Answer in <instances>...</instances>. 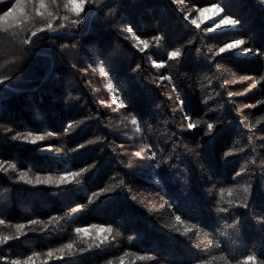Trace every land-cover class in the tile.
I'll use <instances>...</instances> for the list:
<instances>
[{
  "label": "trees",
  "instance_id": "16d2710c",
  "mask_svg": "<svg viewBox=\"0 0 264 264\" xmlns=\"http://www.w3.org/2000/svg\"><path fill=\"white\" fill-rule=\"evenodd\" d=\"M8 1L0 3V10L10 6ZM212 3H221L240 23L208 33L210 23L197 30L183 19L194 6ZM32 23L40 26L38 20ZM129 25L142 38L161 35L165 39L140 53L126 38L124 29ZM28 35L19 29L0 31V77H11L0 85V160L17 164L16 172H0V219L11 225L70 215L55 228L44 231L42 225H32L25 229L26 235L0 245V264L25 259L33 252L41 254L36 260L41 264L45 252L77 240L74 229L90 224H110L114 235H119L103 249L63 260L53 258L49 264H106L109 259L118 264L125 251L155 258L135 264H194L197 249L193 244L206 236L237 252L264 249V223L258 222L264 218V122L250 127L264 117V105H260L264 81L243 95H227L228 91L244 92L264 76V58L255 53H229L214 59L210 55L232 39H245V46L264 51V0H104L90 12L86 9L81 24L70 33H38L31 45H23L21 40ZM64 44L77 47L62 49ZM173 47L182 48V58L169 62L167 68H154L152 60H165ZM99 60L114 69L112 82L121 89L127 108L114 111L115 105L109 108L99 103L111 98L108 78L98 72ZM137 64L141 68L133 72ZM161 74L173 75L177 92L167 81L158 80ZM244 76L252 79L240 82ZM224 81H228L226 89H221ZM177 95L184 101L183 113L177 109ZM184 113L222 123L211 137H204L203 126L186 128ZM133 117L142 132L131 124ZM69 123L73 128L65 133ZM27 131H51L53 136L37 145L11 139ZM98 136L100 140L88 144ZM145 142L158 150L156 161L147 152L144 159L133 155ZM79 144L86 147L69 151ZM49 145L51 152L40 150ZM228 151L234 155L224 158ZM82 168L89 172L80 185L58 188L17 180L19 171L33 177L58 176ZM238 172L241 176L237 177ZM249 174L251 210H233L241 218L236 236L225 228L228 217L215 213V201L219 187L243 182ZM121 180L124 187L96 198L87 210L71 214V208L86 203L92 192ZM174 215L191 217L189 222L197 223L198 231L186 238L165 228L173 224ZM10 230L0 226V231ZM221 232L230 235L221 236ZM126 259L131 262L134 257Z\"/></svg>",
  "mask_w": 264,
  "mask_h": 264
},
{
  "label": "snow or ice",
  "instance_id": "6c2138e0",
  "mask_svg": "<svg viewBox=\"0 0 264 264\" xmlns=\"http://www.w3.org/2000/svg\"><path fill=\"white\" fill-rule=\"evenodd\" d=\"M6 0H0V3H4ZM104 3V0H14L10 3V6L6 10H0V31L9 32L13 29H19L20 31L30 32L26 38L21 40L23 45H31L33 37H36L38 33H60L67 30L69 33L72 29L78 28L84 17L86 9L90 12L92 6H99ZM180 11H184L183 8ZM195 12L194 17L191 16L192 12ZM63 12V15H61ZM191 17V18H190ZM218 18V19H217ZM184 20L189 21L195 29H201V25L205 24L207 21L211 23L207 26L206 31L208 33H215L222 29H231L238 25L240 21L235 19L231 14H227L225 9L221 7V3H212L205 7H193L188 13H185ZM39 21L40 26L36 27L34 21ZM58 22V23H57ZM31 25V27L29 26ZM35 30H32V28ZM124 31L128 34L133 41H135L133 47L136 48L140 53H145L146 50L150 48L152 44H158L165 38L161 35H153L150 39L142 38L141 35L137 34L133 30L131 25L127 26ZM247 41L245 39H232L231 42H225L222 46L218 47L214 52H212L211 58L220 57L224 54H233L235 56H240L241 53L244 55L255 53V55L264 58V51L260 49H254L253 47L245 46ZM71 47L75 49L76 44L71 46L64 44L61 45L62 49H67ZM199 51V49H198ZM183 56V50L181 47H173L171 50L166 52V59L160 62L152 60V66L154 68H167L169 62H178ZM106 60H99L97 64L98 72L101 77L108 78L107 89L111 92L110 102L105 100H100L99 103L106 107L111 108L113 105L116 106L115 110L120 108H127L128 103L125 98L121 95V89L112 82L115 72L114 69L106 67ZM73 68L76 67L75 64L72 65ZM91 68V65L85 69L87 72ZM141 65L137 64L133 72L140 70ZM96 69H93L95 71ZM11 77L3 76L0 77V85H4L7 80ZM219 79V77H216ZM251 77L244 76L240 78V82L251 80ZM159 81H167L168 84L172 85V91L177 92L174 77L171 74H161L158 77ZM264 81V76L256 79L254 83L250 85L248 89L244 92L233 93L231 91L227 92L229 97L235 95H243L257 85H260ZM157 83V81H153ZM235 82V81H234ZM228 81L221 82L219 87L221 89H226ZM171 99V97H168ZM178 104L177 109L184 112V101L177 95L176 97ZM260 105H264V100L260 101ZM258 105H245V107H257ZM237 113L240 109L236 110ZM207 115V113H205ZM92 117H89L91 119ZM184 119L188 121L186 128L189 130L197 129L198 127H204L203 136L211 137L214 131L218 128L219 122H209L203 118L193 119V117L188 116L184 113ZM264 122V117H260L255 123L250 125L251 128H256L258 124ZM83 123V121H81ZM243 123V121H241ZM131 124L136 126V132H142L143 129L138 124L135 117L131 119ZM73 125L69 123L64 129L67 133ZM53 133L47 131L44 134H37L33 131H27L24 134L17 133L13 135L11 139L13 141H22L27 144L37 145L40 142L51 138ZM101 138L98 136L96 140H89L88 144L96 143V141ZM51 145L41 146V151H52ZM85 144H79L76 148H71L70 152H77L79 149H84ZM116 151V149H113ZM243 151V149H240ZM144 152L150 154L149 158L153 161L158 159V150L154 148V145L148 142L143 143L142 149L137 150L133 153L136 158L144 159ZM234 155L233 151H228L224 153V158L231 157ZM255 165V161H252ZM128 165H125L127 167ZM159 166V165H157ZM9 170L16 172L17 164L9 163L5 160H0V172L7 173ZM89 172V168H82L79 171L65 170L62 174L58 176L53 175H35L30 176L28 171H19L17 175V180L22 181L28 185H55L56 187L68 186V185H80L82 183V177L85 173ZM236 176H241V173H237ZM115 179V178H114ZM236 179L235 177L233 178ZM124 187L123 180L119 184L113 183L112 187L102 188L98 192H92L91 196L87 197L86 203L77 204L75 207L71 208V214H77L82 211L87 210L91 205L96 202V198L103 196L107 193L116 191L118 188ZM252 182L251 174L243 182H237L231 187H219L215 201L214 211L217 215L224 214L225 217V228L231 230V234L239 235V226L241 223L240 215L234 212V209H250L249 197L252 193ZM70 214L65 213L64 216H51L46 222L39 219H31L28 224L16 223V224H6L5 219H0V226H5L10 231H0V245H5L8 242L19 239L20 237L26 235V228L32 225H42L44 231H48L49 227L55 228L60 224L61 221L65 220ZM223 218V217H222ZM191 217L182 218L181 215H174L173 224H165L164 227L168 228L170 231H174L183 237H189L190 234H194L198 231L197 223L189 222ZM55 222V223H54ZM264 223V218L260 221ZM35 231V229H32ZM75 235L78 238L73 242L65 243L60 247L53 248L45 252L44 259L41 260V264H49L53 258L57 260H63L65 256H74L77 253H85L92 249H103L104 246L109 245L112 241L116 239L119 232H115L114 229L109 224L105 226L104 224H90L87 227H76L74 229ZM221 236L230 235L229 232H221ZM231 238V237H230ZM235 243V241H233ZM78 244H83L85 247H78ZM193 247L197 249V254L194 256V264H264V259L260 257L264 255V249L253 248L251 251L245 250L237 252L231 249H225L222 247V241L216 239L215 237L208 239L206 236L204 240L199 243H194ZM41 254L39 252H33L28 255L25 259H13L10 264H36V260L40 259ZM134 257V260L129 262L126 258ZM6 259V258H5ZM155 259L151 255H140L134 252L125 251L123 255L118 257V264H135V261H152ZM106 264H116L115 261L109 259Z\"/></svg>",
  "mask_w": 264,
  "mask_h": 264
},
{
  "label": "rangeland",
  "instance_id": "374dc122",
  "mask_svg": "<svg viewBox=\"0 0 264 264\" xmlns=\"http://www.w3.org/2000/svg\"><path fill=\"white\" fill-rule=\"evenodd\" d=\"M6 1H8V0H6ZM8 2L11 3V2H14V0H9ZM189 11H190V10H189ZM195 15H196V13L193 11V12L191 13V16L194 17ZM190 18H191V17H190ZM217 19H218V18H217ZM187 22L190 23L189 21H187ZM207 22H208V23H211L210 21H207ZM233 28H235V26H234ZM231 29H232V28H231ZM223 30H226V29H222V30H218V31H223ZM131 40H132V39H131ZM132 42L135 43V41H133V40H132ZM242 55H244V54L241 53L240 56H242ZM247 55H248V54H247Z\"/></svg>",
  "mask_w": 264,
  "mask_h": 264
}]
</instances>
